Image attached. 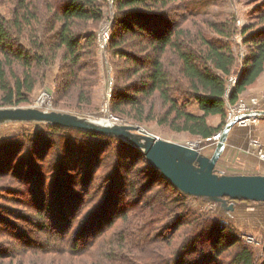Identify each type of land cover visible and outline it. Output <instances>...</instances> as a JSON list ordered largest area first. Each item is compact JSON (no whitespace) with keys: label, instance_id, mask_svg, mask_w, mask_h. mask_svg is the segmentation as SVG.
I'll return each instance as SVG.
<instances>
[{"label":"trees","instance_id":"16d2710c","mask_svg":"<svg viewBox=\"0 0 264 264\" xmlns=\"http://www.w3.org/2000/svg\"><path fill=\"white\" fill-rule=\"evenodd\" d=\"M102 7V0H0V107L26 103L47 67L59 62L57 91L64 87L69 107L99 110L94 28ZM196 13L185 0H115L111 114L205 142L223 129L228 105L264 72V8L243 30L257 29L229 92L237 57L232 42L220 37L233 27ZM192 103L199 113L189 109ZM216 116L218 125L210 121ZM22 124L41 128L0 138V198L19 195L35 216L20 215L18 226L13 212L0 215V233L42 240L0 248V264L30 249L46 256L42 264H260L225 216L191 209L188 196L140 149L112 135ZM56 195L69 200L58 218L48 204Z\"/></svg>","mask_w":264,"mask_h":264},{"label":"rangeland","instance_id":"374dc122","mask_svg":"<svg viewBox=\"0 0 264 264\" xmlns=\"http://www.w3.org/2000/svg\"><path fill=\"white\" fill-rule=\"evenodd\" d=\"M102 1V8L105 13L104 18L98 22L94 28L97 37V49L99 54L98 61L100 63L102 75V81L98 86V92L96 95V97H98L101 101L99 110L84 113L73 107H69L68 104H73V101L68 96V94L65 95L66 92H63L64 87L61 88L60 92L57 91L58 85L56 81L57 77L61 73L59 62L47 67L43 79L37 84L33 93L29 97V100L20 106L37 107L48 111H67L79 115L99 117L102 120L107 119L108 114L105 113V110L106 107H108L110 101L113 81V68L111 64L112 60L108 53V44L112 32L115 0ZM185 2L187 3L189 9L197 12L196 16L198 19L205 17L204 19L208 20H227L229 24L232 25L234 30L233 33L228 38L220 37L223 39H228L230 42H232L237 57L234 72L228 80V87L232 88L235 83L231 81V78L239 75L240 71L242 70L243 61L248 52L247 39H249V37H251L250 35L254 34L253 32L257 29L252 28V30L247 32H244L243 30L248 26H252L256 22L258 10L260 8H264V0H185ZM211 35L219 38L217 34ZM262 90H264V72L258 78L256 83L248 87L236 104L228 105L226 120H228V117L230 116L229 114L233 110L235 113H237V109H239L242 105L249 106L251 110L261 111V105L264 103V101L262 102V97H260L262 95ZM258 94H260V96H257ZM39 98L42 101H40ZM193 104L195 103L189 105V109L192 112H194L193 110H196V107L192 106ZM119 119L127 123L138 124L120 117ZM255 120L256 122L253 123L254 120L252 119L250 124H246L245 122V125H241L239 122L237 123V128L241 133H243L242 127L250 128V137L247 144L245 145L239 144V146L237 145L230 147L228 143L219 161L218 168L221 171L225 173L264 174V161L260 160L261 154H264V117H256ZM210 121L212 124L218 125L220 118L218 116L212 117ZM138 125L143 127L148 132L163 139L181 144L195 145L200 149L201 152L207 155L212 154L215 147V144L212 142L215 141L214 137L217 136L221 131L220 130L215 136H213L211 141L205 142L201 141L199 138L190 137L185 133L170 132L156 123ZM40 128L41 126L34 124L23 125L20 122L8 123L0 126V138L4 136L21 135L23 132H30L35 129L39 130ZM258 128L260 130H258ZM255 139L259 144L256 147H252V140ZM3 188H13V190H15L17 187L12 184H5L3 185ZM10 198L12 199L11 201H14L7 202L0 198L1 216H5V214L13 212L15 217L11 218V221L14 223L17 221L18 223L16 224L18 226H22V224H24V221L19 220L20 215L27 213L30 216H35L30 207H27L21 203L22 198H20L19 195H15L14 197ZM187 201V204L191 209L203 214L204 216H225V218H227L231 224H233L236 231L240 233L243 240L251 245L256 255L260 259V264H264V260H262L264 259V203L235 201L234 209L226 211L221 205L202 201L197 198L188 196ZM68 202L69 200L63 203L62 198L60 197L58 199L57 195L51 196V198L48 199V204L52 208L50 216L52 214L53 216L58 215L57 218L60 217L63 213V210L64 212L66 211V203L68 204ZM179 209L180 208L177 206L175 211L177 212ZM46 219H48V217ZM49 220L51 222L52 219ZM54 224L55 223H53V225ZM0 225H2V222H0ZM11 234L0 233V248L17 249L21 248L23 245L29 246L42 240L40 237H25L21 233H17L15 236H13L14 232ZM16 253L18 255H16ZM16 253L12 259L5 261L4 264H21L23 260L26 261V264H42L41 260H43V257L45 256L41 253V251H36V249H30L26 253H19V251ZM51 254L54 255V252Z\"/></svg>","mask_w":264,"mask_h":264},{"label":"water","instance_id":"95a60500","mask_svg":"<svg viewBox=\"0 0 264 264\" xmlns=\"http://www.w3.org/2000/svg\"><path fill=\"white\" fill-rule=\"evenodd\" d=\"M264 114V111H259ZM106 120L67 111L31 106L0 107V126L8 123H42L118 137L140 149L149 163L182 194L213 204L226 211L235 201L264 203V174L225 173L218 168L229 135L240 118L226 121L207 155L195 145L181 144L156 136L138 124L127 123L106 107ZM112 120V121H110Z\"/></svg>","mask_w":264,"mask_h":264},{"label":"built area","instance_id":"2783aa9c","mask_svg":"<svg viewBox=\"0 0 264 264\" xmlns=\"http://www.w3.org/2000/svg\"><path fill=\"white\" fill-rule=\"evenodd\" d=\"M237 77H238V75L232 77L231 81L233 83H235L236 80H237ZM230 89H231V87H228V92H229ZM232 114H233V116H231ZM229 115L230 116L228 117V119H232L236 115H239L240 118L238 119L237 123L239 122V124H241V125H245V122L250 121L251 119L254 120L253 123L256 122V120H255L256 117H262V116L264 117V114H261L259 111H256V110H251L250 107L247 106V105H242L239 109H237V113H235L234 110H233ZM217 137H218V135L214 137L215 141L212 142V143L215 144V142L217 141ZM252 141H253L252 147L258 146L259 143L257 142L256 139L252 140ZM260 160L264 161V154H261Z\"/></svg>","mask_w":264,"mask_h":264},{"label":"crops","instance_id":"0c3cea01","mask_svg":"<svg viewBox=\"0 0 264 264\" xmlns=\"http://www.w3.org/2000/svg\"><path fill=\"white\" fill-rule=\"evenodd\" d=\"M255 95V94H254ZM257 96H260V94H258ZM262 97V102L264 101V90H262V95L260 96ZM193 107H196V110H193L194 113H199L200 110L198 108V106L196 104L192 105ZM262 111H264V103H262L261 108ZM240 127V126H238ZM243 129V133L240 132V130L236 127L233 128V130L231 131L230 135H229V146L230 147H234V146H239V144L245 145L248 142V139L250 137L249 133L251 132L250 128H246V127H242ZM258 130H260L258 128Z\"/></svg>","mask_w":264,"mask_h":264},{"label":"bare ground","instance_id":"6f19581e","mask_svg":"<svg viewBox=\"0 0 264 264\" xmlns=\"http://www.w3.org/2000/svg\"><path fill=\"white\" fill-rule=\"evenodd\" d=\"M39 100L42 101L40 98H39ZM231 116H233V114ZM251 122H252V119L250 121L246 122V124H250Z\"/></svg>","mask_w":264,"mask_h":264}]
</instances>
